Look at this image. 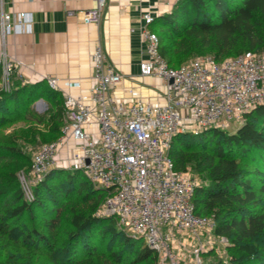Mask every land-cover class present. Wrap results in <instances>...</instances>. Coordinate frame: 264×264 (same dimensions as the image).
Here are the masks:
<instances>
[{
    "label": "trees",
    "instance_id": "1",
    "mask_svg": "<svg viewBox=\"0 0 264 264\" xmlns=\"http://www.w3.org/2000/svg\"><path fill=\"white\" fill-rule=\"evenodd\" d=\"M150 29L158 35L160 52L173 68L204 52L217 61L246 51L262 52L264 0H179L170 13L157 17ZM171 40L176 43L175 50ZM1 76L0 68V80ZM45 85L46 81L24 83L15 73L10 89L0 85V129L22 121L47 125L51 135L34 127L36 134L43 140L48 137L44 143L56 140L63 124L64 97ZM40 98L51 104L44 114L32 108ZM6 135L0 138L3 253L15 247L17 253L20 251V264H29L24 258L27 253L44 257L35 262L30 258L31 264L157 261L143 238L128 236L115 217H97L94 210L68 204L79 194L88 202L105 200L106 193L80 171L50 170L33 186V198L26 200L17 169L12 168L11 161L3 160L21 154L16 141ZM169 155L176 170L186 171L191 164L206 173L207 181L196 188L192 202L197 215L214 219L215 234L230 241L228 264H264V104L244 114L232 129L177 134ZM66 209L69 213L64 215ZM110 248L115 249L107 256Z\"/></svg>",
    "mask_w": 264,
    "mask_h": 264
},
{
    "label": "built area",
    "instance_id": "2",
    "mask_svg": "<svg viewBox=\"0 0 264 264\" xmlns=\"http://www.w3.org/2000/svg\"><path fill=\"white\" fill-rule=\"evenodd\" d=\"M105 5L106 0H95V6L81 14L82 21L98 25ZM142 19L140 75L166 83L164 102L115 95L124 76L97 45L92 54L94 85L77 96L64 95L60 135L40 146L31 174L37 183L56 168L82 172L106 193L103 216L115 217L128 236L143 238L158 264H181V246L187 245L196 255L213 247L216 225L212 217L195 212L192 198L200 182L191 171L175 169L169 155L173 138L226 129L230 121H239L264 104V50L223 61L207 55L173 68L160 52L158 35L150 29L155 17L148 11ZM32 32L33 20L27 12L0 14L1 46L10 35ZM0 67V85L8 90L14 66L5 58ZM47 82L56 90L53 79ZM21 180L26 182L25 176ZM23 193L26 200L33 198L27 187Z\"/></svg>",
    "mask_w": 264,
    "mask_h": 264
},
{
    "label": "crops",
    "instance_id": "3",
    "mask_svg": "<svg viewBox=\"0 0 264 264\" xmlns=\"http://www.w3.org/2000/svg\"><path fill=\"white\" fill-rule=\"evenodd\" d=\"M174 5L175 0H106L96 25L84 23L81 16L95 6V0H0V14L27 12L33 20L32 33L10 35L0 45V60L11 61L14 73L25 83L51 78L60 95L77 96L94 85L92 54L101 45L107 60L124 76L115 95L162 103L166 83L140 75L144 43L139 30L145 12L156 19L170 13Z\"/></svg>",
    "mask_w": 264,
    "mask_h": 264
},
{
    "label": "rangeland",
    "instance_id": "4",
    "mask_svg": "<svg viewBox=\"0 0 264 264\" xmlns=\"http://www.w3.org/2000/svg\"><path fill=\"white\" fill-rule=\"evenodd\" d=\"M170 45L172 47V49L175 50L176 48V43H173V41H170ZM207 55H211L212 54H208L206 52L204 53H200V54H195L192 58H190L191 60L197 57H202V56H207ZM232 58V57H229ZM48 86L45 85V88H47ZM50 105L47 102H43L42 100H38L36 101L32 108L39 114H44L48 111V109L50 108ZM48 115V114H47ZM51 116V115H50ZM46 118L49 120L50 117L49 115L46 116ZM239 121H230L228 124L229 128H234L238 125ZM47 125H34L32 123L29 122H16L10 126H7L3 129H0V138L2 135L7 134L6 136L11 137L12 139H14L16 141V145L17 147L21 150V154L18 155L17 157H13L12 159H3L5 160V162H9L11 161L12 164V168H16L17 169V177L20 181V186L23 190V187H27L29 188V191H33V186L36 183H33L34 177L31 174V167H32V161H33V157L35 156V154L37 153L38 149L40 148V146L48 141L49 139H47L48 137H46V139H42V136H40V134H36V130L34 129L37 128V130L40 129V131L45 135H51L50 132H47L48 130L46 129ZM4 145H6V143H4ZM32 159V161H31ZM13 161V162H12ZM188 171H191L199 180L200 185L201 184H205L206 183V173L203 170H196L194 168V166H192L191 164L186 166ZM25 176L26 182L24 181L22 183L21 177ZM32 181V183H31ZM35 182V180H34ZM87 198L82 197V195H76L75 197H73L70 201L68 202V204L70 205H76L78 208L83 209V210H94V214L97 217H104L102 214V208H103V201H98L97 203H94L93 201L88 202V200L86 201ZM93 204L95 206V208H93ZM68 209V208H67ZM65 210L64 215H67V213H69V210ZM211 217V216H209ZM63 222V221H62ZM69 227H66V229ZM212 242H213V247L212 248H208L206 247L202 253H200V255H196L192 252L191 249H189L187 247V245L185 246H181L180 247V251L178 250L180 259H181V264H195L198 262V260L201 261V263L203 264H228L229 261V244L230 241L228 240L227 236L225 235H221V234H215V232H213V236H212ZM229 246V247H228ZM119 249V247H116ZM13 251H11L8 254L3 253V251L0 249V264H10V262H13L14 264H20L21 262V258L19 259V257L21 256L19 253L20 251L17 253L16 251H18L17 249L12 248ZM115 248H110L108 249V254L107 256L110 254L111 250H114ZM128 248H126V251L124 249H121L120 254H123V252H128L127 250ZM17 253V254H16ZM24 258L27 260L29 259L30 261H27L29 264L32 263V260H39V259H43L44 257L41 256H33L30 255L29 253H27L26 255H24ZM32 260H31V259ZM103 259V258H102ZM103 261L105 262V260L103 259ZM46 262V261H44ZM112 263L111 261H107L106 264ZM115 263V262H114ZM141 264H158V258L156 262H152V261H146L144 263Z\"/></svg>",
    "mask_w": 264,
    "mask_h": 264
},
{
    "label": "water",
    "instance_id": "5",
    "mask_svg": "<svg viewBox=\"0 0 264 264\" xmlns=\"http://www.w3.org/2000/svg\"><path fill=\"white\" fill-rule=\"evenodd\" d=\"M169 82H170V84H172V83H173V79H170V81H169Z\"/></svg>",
    "mask_w": 264,
    "mask_h": 264
}]
</instances>
